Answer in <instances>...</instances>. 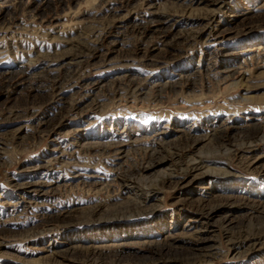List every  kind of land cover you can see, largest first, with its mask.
<instances>
[{
    "label": "rangeland",
    "instance_id": "374dc122",
    "mask_svg": "<svg viewBox=\"0 0 264 264\" xmlns=\"http://www.w3.org/2000/svg\"><path fill=\"white\" fill-rule=\"evenodd\" d=\"M0 264H264V0H0Z\"/></svg>",
    "mask_w": 264,
    "mask_h": 264
},
{
    "label": "bare ground",
    "instance_id": "6f19581e",
    "mask_svg": "<svg viewBox=\"0 0 264 264\" xmlns=\"http://www.w3.org/2000/svg\"><path fill=\"white\" fill-rule=\"evenodd\" d=\"M228 150V149H227ZM226 151V150H225ZM228 154H230V153H228ZM195 162V161H194ZM203 163H204V161H202V160H197V162H195L194 164H193V170H197V169H200V168H202V166H203ZM150 168V167H149ZM183 172H185V171H183ZM202 174V173H201ZM155 186V185H154ZM144 203V202H143ZM143 203L142 202H140V201H138L137 199L134 201V204H135V209H141L142 208V205H143ZM133 204V205H134Z\"/></svg>",
    "mask_w": 264,
    "mask_h": 264
}]
</instances>
